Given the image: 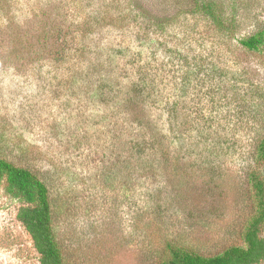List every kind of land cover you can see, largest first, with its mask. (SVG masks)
<instances>
[{
    "label": "rangeland",
    "instance_id": "374dc122",
    "mask_svg": "<svg viewBox=\"0 0 264 264\" xmlns=\"http://www.w3.org/2000/svg\"><path fill=\"white\" fill-rule=\"evenodd\" d=\"M216 1L234 33L191 0L0 8V157L48 184L67 264H160L166 243L207 255L242 245L264 51L240 41L264 28V0ZM19 208L0 185V264H39Z\"/></svg>",
    "mask_w": 264,
    "mask_h": 264
},
{
    "label": "trees",
    "instance_id": "16d2710c",
    "mask_svg": "<svg viewBox=\"0 0 264 264\" xmlns=\"http://www.w3.org/2000/svg\"><path fill=\"white\" fill-rule=\"evenodd\" d=\"M0 8L9 9V0H0ZM191 11L206 16L219 33L231 34L236 30L237 19L225 18L216 0H191ZM249 52L264 51V28L240 41ZM157 148L165 146L158 142ZM131 143L129 149L131 148ZM147 147L144 141L132 146L137 156ZM152 149V148H151ZM256 169L248 174L252 195L253 213L246 220L241 233L242 245H233L220 253L207 255L184 245L166 243L160 264H262L264 262V178L259 167L264 164V137L255 149ZM0 185L5 195L18 202V222L30 235L39 255V264H67L60 239L58 209L53 202L46 181L30 167L19 166L0 157ZM60 229V230H59Z\"/></svg>",
    "mask_w": 264,
    "mask_h": 264
}]
</instances>
